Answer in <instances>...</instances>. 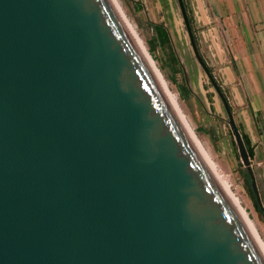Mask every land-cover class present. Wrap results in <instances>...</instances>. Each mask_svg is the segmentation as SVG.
<instances>
[{"label": "water", "instance_id": "95a60500", "mask_svg": "<svg viewBox=\"0 0 264 264\" xmlns=\"http://www.w3.org/2000/svg\"><path fill=\"white\" fill-rule=\"evenodd\" d=\"M0 264H264L111 0H0Z\"/></svg>", "mask_w": 264, "mask_h": 264}, {"label": "rangeland", "instance_id": "374dc122", "mask_svg": "<svg viewBox=\"0 0 264 264\" xmlns=\"http://www.w3.org/2000/svg\"><path fill=\"white\" fill-rule=\"evenodd\" d=\"M114 1L146 47L175 97L179 111L215 164L218 174L229 182L264 242V210L258 207L251 177L241 159L224 103L195 56L178 0ZM184 3L198 49L201 53L202 47V53L206 55L205 44L201 42V26L196 20L191 0H184ZM158 25L166 29L168 39L159 35ZM213 63L214 66L210 61V71L224 91L219 64ZM250 158L264 205V167H257Z\"/></svg>", "mask_w": 264, "mask_h": 264}, {"label": "crops", "instance_id": "0c3cea01", "mask_svg": "<svg viewBox=\"0 0 264 264\" xmlns=\"http://www.w3.org/2000/svg\"><path fill=\"white\" fill-rule=\"evenodd\" d=\"M201 42L219 64L222 87L253 163L264 167V0H191Z\"/></svg>", "mask_w": 264, "mask_h": 264}, {"label": "bare ground", "instance_id": "6f19581e", "mask_svg": "<svg viewBox=\"0 0 264 264\" xmlns=\"http://www.w3.org/2000/svg\"><path fill=\"white\" fill-rule=\"evenodd\" d=\"M111 1L114 4L115 8L117 9V11H118V13H119V15H120L123 23L125 24L128 32L130 33V35L132 36V38L135 40V42L137 44V47L141 51L143 57L148 62L149 66L151 67L152 72L155 74V77H156L158 83L160 84L162 90L164 91L165 95L167 96L168 101L172 105L173 109L175 110V112L179 116L180 120L182 121V123L186 127L187 131L189 132V134L191 135L192 139L196 143L197 147L199 148V150L203 154L204 158L208 162L209 166L211 167V169L215 173L216 177L218 178V180L220 181V183L224 187L225 191L227 192V194L229 195V197L231 198V200L233 201V203L235 204V206L237 207V209L239 210V212L241 213V215L243 216V218L245 219V221L249 225L250 229L252 230V232L254 233V235L256 236V238L258 239L259 243L261 244V246L264 249V242H263V240H262V238H261V236H260L257 228L255 227L252 219L250 218V216L247 213V211L245 210V208L242 206L239 198L233 192V190H232L229 182H227L226 180H224L218 174L217 169L215 167V164L211 161V159L209 158L208 154L206 153V151L204 150V148L201 146V143L197 139V136L193 132V129L188 124V122L186 121L185 117H183V115L179 111L178 105H176V101H175L176 99H175V97L170 93V90L168 89L166 83L163 80V77H161V75H160L159 71L157 70L155 64L151 60V57L149 56V54H148V52L146 50V47H144L142 45L141 41L138 39L139 37H137L133 26L127 21L126 17L124 16V13H122V10H120V7L116 4V2L114 0H111Z\"/></svg>", "mask_w": 264, "mask_h": 264}, {"label": "trees", "instance_id": "16d2710c", "mask_svg": "<svg viewBox=\"0 0 264 264\" xmlns=\"http://www.w3.org/2000/svg\"><path fill=\"white\" fill-rule=\"evenodd\" d=\"M157 31H158L159 35H160L163 39H168V33H167L166 29H165L163 26L158 25V26H157ZM209 69H210V68H209ZM243 138H244L245 143H246V145H247V141H246V138H245L244 135H243ZM247 149H248V151H249L250 156L252 157V154L250 153V150H249V148H248V145H247ZM252 190H253V188H252ZM253 191H254V190H253ZM256 203H257V202H256ZM258 207H259V205H258ZM259 208L261 209V207H259ZM261 210H262V209H261Z\"/></svg>", "mask_w": 264, "mask_h": 264}]
</instances>
